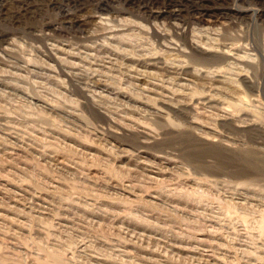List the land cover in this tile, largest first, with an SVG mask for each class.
Wrapping results in <instances>:
<instances>
[{
	"label": "rangeland",
	"instance_id": "rangeland-1",
	"mask_svg": "<svg viewBox=\"0 0 264 264\" xmlns=\"http://www.w3.org/2000/svg\"><path fill=\"white\" fill-rule=\"evenodd\" d=\"M0 1V264H264V0Z\"/></svg>",
	"mask_w": 264,
	"mask_h": 264
},
{
	"label": "bare ground",
	"instance_id": "bare-ground-1",
	"mask_svg": "<svg viewBox=\"0 0 264 264\" xmlns=\"http://www.w3.org/2000/svg\"><path fill=\"white\" fill-rule=\"evenodd\" d=\"M37 2H41L42 0H36ZM54 1V0H53ZM65 1V5L68 6V9L70 7H75V8H82L81 11L79 12H84L87 10V7L92 4V2L94 0H63ZM67 2V4H66ZM45 3V2H44ZM53 3V2H52ZM0 4H1V1H0ZM1 5H5V3H2ZM24 5V4H23ZM21 5V10H22V13L24 12H27L29 10V7H25V5L23 6ZM64 5V6H65ZM29 6V5H28ZM66 6V7H67ZM150 6V5H149ZM149 6L145 7L147 10H149L147 13L148 15L150 16V18H153V19H159V18H162L164 17L165 14H168L169 16V20L171 21H174V24L176 26V22L181 19V15H182V11L181 10H170L171 8L169 7L168 4H164L162 6H159L156 8V11L153 9H149ZM65 7V8H66ZM106 8L105 6H101V8ZM8 9V8H7ZM101 11V10H100ZM6 13V12H5ZM4 14V13H3ZM199 14V13H198ZM83 17V16H82ZM209 17V16H208ZM200 22L202 23H207V24H210L211 21L209 20H206L204 18V16H201L200 18ZM198 21V20H197ZM199 22V21H198ZM90 23V22H89ZM61 26H62V29L64 30H70V33L72 34V37L74 36L75 38L77 37V39H79L78 41L83 42L82 40V26L84 24H86V20H82L81 17H79L78 15H74L72 13H66L63 15L62 19H61ZM177 29V28H176ZM87 31V30H86ZM55 33V32H54ZM185 34L187 33L186 31L184 32ZM6 37V36H5ZM47 37V36H46ZM49 37V36H48ZM53 37V36H52ZM55 38V37H54ZM87 38V37H86ZM53 39V38H52ZM74 39V38H73ZM88 39V38H87ZM4 40V39H3ZM85 41V40H84ZM3 42V41H2ZM84 43V42H83ZM190 47L194 50H197V51H202L203 49L198 46L196 43L194 42H190L189 43ZM82 52V51H81ZM204 52V51H203Z\"/></svg>",
	"mask_w": 264,
	"mask_h": 264
}]
</instances>
